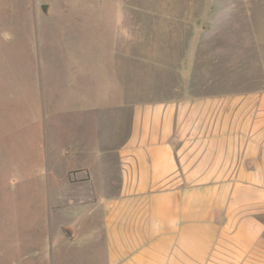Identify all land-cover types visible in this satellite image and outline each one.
Instances as JSON below:
<instances>
[{"label":"crops","instance_id":"crops-1","mask_svg":"<svg viewBox=\"0 0 264 264\" xmlns=\"http://www.w3.org/2000/svg\"><path fill=\"white\" fill-rule=\"evenodd\" d=\"M217 3L258 5L255 21L245 13L240 61H222V73L218 54L228 49L217 40L235 24L226 13L218 28ZM194 4L198 22L169 40L179 45L176 63L160 64L162 92L145 79V91L118 87L109 96L103 84L115 77L103 72L85 75L91 102L70 87L93 117L76 119L92 127L91 142L73 135L57 143L47 121L54 111L43 108L50 96L38 89L33 178L55 224L52 260L64 241L72 264H264V0ZM122 39L137 40L130 32ZM117 56L138 62L136 52ZM82 248V258L74 255Z\"/></svg>","mask_w":264,"mask_h":264},{"label":"rangeland","instance_id":"rangeland-1","mask_svg":"<svg viewBox=\"0 0 264 264\" xmlns=\"http://www.w3.org/2000/svg\"><path fill=\"white\" fill-rule=\"evenodd\" d=\"M42 5L47 6L45 11ZM195 7L194 0H0V264H72V250L64 241L50 258L48 244L55 224L42 197L43 185L34 184L33 144L39 123L33 106L36 97L39 101L38 89L44 99L43 94H49L50 102L43 108L54 111L47 121L58 127L49 135L57 143L73 135L89 142L92 127L86 121L77 124L76 119L93 117L70 94V87L86 92L91 102L94 97L85 75L103 72L115 77L103 84L109 96L116 97L118 87L145 91V79L162 92L160 85L167 76L159 72L160 64L176 63L179 53V45L169 40L177 37L178 27L198 22ZM216 8L218 28H224L226 13L233 14L235 24L230 38L217 40L218 50L228 49L227 56L218 54L217 72L222 73V61H240L245 13L252 14L249 22L255 21L258 5L217 3ZM129 32L136 34V43L123 42ZM99 51L108 61L115 60L112 68L100 64ZM120 51L136 52L138 62L114 57ZM168 81L172 82L170 76ZM123 116L122 132L127 124ZM83 254L85 248L74 255Z\"/></svg>","mask_w":264,"mask_h":264},{"label":"water","instance_id":"water-1","mask_svg":"<svg viewBox=\"0 0 264 264\" xmlns=\"http://www.w3.org/2000/svg\"><path fill=\"white\" fill-rule=\"evenodd\" d=\"M46 7H47L46 5H42V6H41V9H42L43 11H45V10H46Z\"/></svg>","mask_w":264,"mask_h":264}]
</instances>
